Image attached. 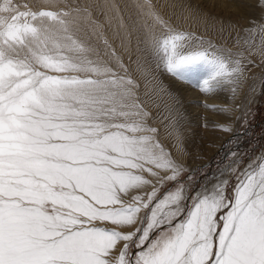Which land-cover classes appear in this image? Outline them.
<instances>
[{
    "label": "snow or ice",
    "instance_id": "obj_1",
    "mask_svg": "<svg viewBox=\"0 0 264 264\" xmlns=\"http://www.w3.org/2000/svg\"><path fill=\"white\" fill-rule=\"evenodd\" d=\"M149 15L165 29L147 38L158 66L203 93H235L257 66ZM77 24L0 0V264H264V160L186 188L136 82ZM244 31L264 64V24Z\"/></svg>",
    "mask_w": 264,
    "mask_h": 264
},
{
    "label": "rangeland",
    "instance_id": "obj_2",
    "mask_svg": "<svg viewBox=\"0 0 264 264\" xmlns=\"http://www.w3.org/2000/svg\"><path fill=\"white\" fill-rule=\"evenodd\" d=\"M156 1L164 3L168 0ZM150 2L154 4L155 0ZM22 3L24 2L21 0H13L14 6L24 11ZM175 3L180 11L186 12L187 9L191 15L205 18L206 25H213L215 22L230 24L226 29L227 33L221 35L227 38L229 34L230 40L238 36L234 33L238 32L236 25H242L239 35L247 36L249 33H245L244 30L257 27L256 24L264 17V0H224L223 4H218L216 0H175ZM211 42L220 50L238 51L237 47L231 48L229 47L231 45ZM143 48L141 56L144 57L145 67H138L131 76L145 74L149 98L153 97L158 103L156 114L160 126L162 125L161 129L168 131L180 142L183 161L178 162L184 166L187 173L182 174L180 182L184 183L186 188H200L206 184L210 187L209 182L215 183L214 177L219 176L233 159L239 161V165L233 164V167L239 166L241 169L253 158H256L255 162L261 160L264 153V74L260 75L256 92L251 93L254 89L253 77L264 73V64H261V61L257 66H248V79L245 80L247 83L244 84L241 93L243 97L236 101L233 95L240 90L244 81L235 93L232 92L230 85H225L212 93H203L164 71L158 66L152 49ZM115 53L122 56L118 49ZM225 55H228L226 51ZM110 66L114 70L119 68L113 67L112 64ZM249 95L251 100L247 99ZM219 101L222 104L226 103L230 111L233 110L231 117H228L227 110L221 114L219 109L222 106L217 105ZM193 105L198 106L194 109ZM221 126L229 128L230 131H224ZM233 153L236 154L235 157L232 156ZM188 177L193 178L190 183ZM146 191H151V188H147Z\"/></svg>",
    "mask_w": 264,
    "mask_h": 264
},
{
    "label": "bare ground",
    "instance_id": "obj_3",
    "mask_svg": "<svg viewBox=\"0 0 264 264\" xmlns=\"http://www.w3.org/2000/svg\"><path fill=\"white\" fill-rule=\"evenodd\" d=\"M24 3L23 8L25 10L39 11L41 9L59 10L65 9L72 11L73 17L77 18V31L76 36L85 41L93 49V57L97 55L100 59L106 62L109 66L119 67V62L124 63V68L127 69V75L131 74L140 66L145 67L144 57L141 56V48L150 49L147 43V38L153 33L159 35L165 31L164 27L156 23L153 16L149 13H155L168 28H173V30L178 32H189L194 33L197 37H202L205 41H214L215 44H227L231 45L229 47H237L238 51L243 50L244 55L250 60L254 61L255 64L260 63V57L255 53H249V51L243 48V40L252 39L257 45H259L262 37L256 36L252 37L250 34L247 36H240L239 31L242 29V25H236L238 32L234 33L238 35L230 40V36L225 38L221 36L225 35L226 29L230 24H222L221 22H215L213 25H206L204 22L205 18L195 17L191 15L187 9L186 12H182L177 8L175 0H168L167 2L161 3L155 0V3H151L150 0H21ZM224 0H216L218 4H223ZM163 2V1H162ZM259 2V1H257ZM25 4V5H24ZM27 4V5H26ZM22 6V5H20ZM258 7V6H257ZM79 10V11H74ZM257 11L258 8H257ZM95 21L96 23H91ZM259 21V20H258ZM257 23V22H256ZM260 25L264 24V17L258 22ZM259 24H256L257 27ZM240 38L241 44H237V38ZM107 41V45L105 44ZM236 48V49H237ZM121 51V55L112 56V50ZM237 51L232 50V53ZM253 67L252 65H249ZM116 71L124 74L123 68H118ZM260 73L253 77V91L255 93L257 90L258 83L261 79ZM145 74H133L131 77L137 84V96L140 103L143 105L144 109L149 112L150 119L148 123L152 127L158 129L157 139L165 146L166 150L171 153L172 157L177 161H183V151L180 142L170 135L168 131L161 129L157 117V107L158 103L155 102L154 98H149L148 90L149 86L144 79ZM246 78L245 80H247ZM244 83L240 87V90L236 92L233 97L240 100L243 95ZM249 84V83H248ZM252 87V86H251ZM246 88V87H245ZM251 89V88H250ZM191 93V92H190ZM194 97V94H192ZM251 100V96L247 98ZM152 101V102H151ZM205 102H203L204 104ZM206 104V103H205ZM207 105V104H206ZM220 107L219 111L222 112L226 109L228 117H231L233 110L230 111L227 104L217 103ZM198 105H193L195 109ZM234 108V107H233ZM156 114V115H155ZM203 115V114H202ZM201 115V116H202ZM198 117V116H196ZM196 117L195 120H198ZM207 119L206 116H203ZM214 121V120H209ZM261 160H264V153L261 155ZM256 158L251 159L248 164H253ZM163 174V173H162ZM226 173L223 178H227ZM123 231H132V228H123Z\"/></svg>",
    "mask_w": 264,
    "mask_h": 264
}]
</instances>
